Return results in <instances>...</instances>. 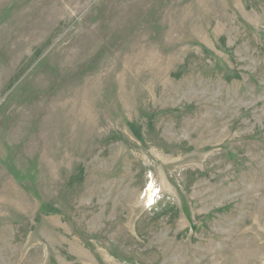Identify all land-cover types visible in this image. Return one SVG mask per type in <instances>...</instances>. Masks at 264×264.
<instances>
[{
  "label": "rangeland",
  "instance_id": "rangeland-1",
  "mask_svg": "<svg viewBox=\"0 0 264 264\" xmlns=\"http://www.w3.org/2000/svg\"><path fill=\"white\" fill-rule=\"evenodd\" d=\"M0 264H264V0H0Z\"/></svg>",
  "mask_w": 264,
  "mask_h": 264
}]
</instances>
